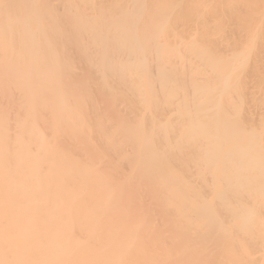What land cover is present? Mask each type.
<instances>
[{"label": "bare ground", "instance_id": "6f19581e", "mask_svg": "<svg viewBox=\"0 0 264 264\" xmlns=\"http://www.w3.org/2000/svg\"><path fill=\"white\" fill-rule=\"evenodd\" d=\"M0 264H264V0H0Z\"/></svg>", "mask_w": 264, "mask_h": 264}]
</instances>
